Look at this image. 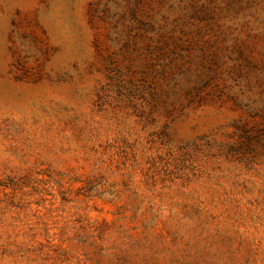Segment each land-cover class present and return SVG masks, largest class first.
Segmentation results:
<instances>
[{"label": "rangeland", "instance_id": "1", "mask_svg": "<svg viewBox=\"0 0 264 264\" xmlns=\"http://www.w3.org/2000/svg\"><path fill=\"white\" fill-rule=\"evenodd\" d=\"M0 264H264V0H0Z\"/></svg>", "mask_w": 264, "mask_h": 264}]
</instances>
